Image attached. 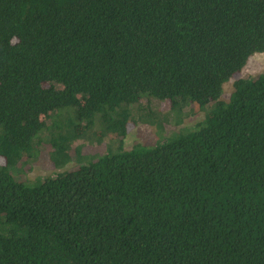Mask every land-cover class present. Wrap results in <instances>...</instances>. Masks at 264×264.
Returning <instances> with one entry per match:
<instances>
[{
  "label": "trees",
  "instance_id": "obj_1",
  "mask_svg": "<svg viewBox=\"0 0 264 264\" xmlns=\"http://www.w3.org/2000/svg\"><path fill=\"white\" fill-rule=\"evenodd\" d=\"M261 52L264 0H0V264H264ZM142 98L205 117L123 149Z\"/></svg>",
  "mask_w": 264,
  "mask_h": 264
},
{
  "label": "rangeland",
  "instance_id": "obj_2",
  "mask_svg": "<svg viewBox=\"0 0 264 264\" xmlns=\"http://www.w3.org/2000/svg\"><path fill=\"white\" fill-rule=\"evenodd\" d=\"M264 71V52L255 53L251 55L245 66L242 70L231 78L228 82L223 85V93L221 99L227 101L229 95L233 90V81L235 78L239 77H256L258 74ZM136 110L140 108V111L146 110L147 112L153 111L155 115L161 119L160 127L152 123H144L139 120L131 123L129 121L127 134L123 141V149H131L136 145H155L157 142L162 141L168 134L173 131H177L180 128L192 127L197 122L201 121L205 117L204 111L195 110L194 108L187 107L185 112L187 115L179 116L180 118H173V111L170 110L169 104L166 101H159L157 99L150 98L146 100L142 98ZM138 113L134 114V117H137ZM163 116L166 117V120L163 119ZM83 129L82 126L77 127V132H81ZM99 134V133H98ZM108 137L110 140L115 139V133H109ZM82 140H75L71 144V160L67 161L61 167H54L46 159L43 160V157L39 154L37 156V161H34L30 164L29 168L26 169L24 177L29 181H35L38 177H44L47 175L55 176L57 173H60L65 170H71L78 165V161L75 156L78 155L77 152L81 153V158L83 162H88L93 159V156L98 154H103L106 152V145L103 143L99 146H87L86 149L82 148ZM46 153H49V149L46 148ZM39 153H44L40 151ZM79 153V155H80Z\"/></svg>",
  "mask_w": 264,
  "mask_h": 264
}]
</instances>
